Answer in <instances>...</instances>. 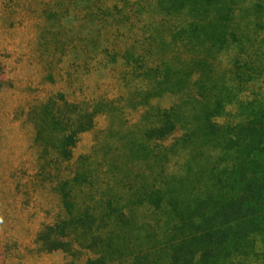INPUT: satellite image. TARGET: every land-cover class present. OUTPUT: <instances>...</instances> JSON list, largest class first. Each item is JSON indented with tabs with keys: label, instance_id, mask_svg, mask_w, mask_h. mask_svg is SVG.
I'll use <instances>...</instances> for the list:
<instances>
[{
	"label": "rangeland",
	"instance_id": "1",
	"mask_svg": "<svg viewBox=\"0 0 264 264\" xmlns=\"http://www.w3.org/2000/svg\"><path fill=\"white\" fill-rule=\"evenodd\" d=\"M95 1L0 0V264H86L99 254L104 264H129L144 252L150 264H165L159 244L173 224L171 208L167 199L156 209L140 197L159 183L179 203L193 198L191 181L201 173V163L192 164L173 137L167 140L171 151L158 157L140 149L139 131L147 124L142 109L135 108L141 89L154 79L152 72L143 73L141 58L149 65L166 61L173 70L186 59L170 39L169 27L184 24L187 14L168 15L152 1L132 0L123 16L112 9L120 0H97L100 12ZM235 1L236 25L243 31L257 12L245 6L264 9V0ZM261 28H253L247 49L228 42L218 50L217 66L228 67L244 51L252 61L264 54ZM57 93L90 103L98 114L93 127L78 135L71 160L56 161L52 151L44 168L36 132L42 104ZM157 93L161 96L150 100L152 106L174 103L170 92ZM257 93L264 97V70L237 99ZM226 111L217 121L237 122L247 110L235 101ZM65 180L75 207H88L97 216L93 234L98 238L79 233L67 238L71 248L47 250L37 238L67 218L59 188ZM256 245L264 250V237ZM260 258L238 261L261 264Z\"/></svg>",
	"mask_w": 264,
	"mask_h": 264
},
{
	"label": "trees",
	"instance_id": "2",
	"mask_svg": "<svg viewBox=\"0 0 264 264\" xmlns=\"http://www.w3.org/2000/svg\"><path fill=\"white\" fill-rule=\"evenodd\" d=\"M131 1L120 0L112 9L124 16L132 8ZM149 1L168 15L187 14L184 24L169 27L170 39L186 59L173 70L166 61L149 65L141 58L143 73L152 72L154 79L148 89H141L135 105L142 109L147 124L139 131L142 141L138 147L158 157L164 150L171 151L173 145L167 140L173 137V143L182 144L187 151L190 162L201 163L203 168L192 177L193 198L188 204L176 201L159 183H152L140 197L156 209L167 199L171 208L173 224L159 244L165 264H224L226 260L227 264H241L238 260L250 255L261 257L264 264V250L256 247L257 238L264 237V97L257 93L237 99L239 90L264 70V54L252 61L244 51L226 68L216 64L218 50L228 42L247 49L253 28L261 24L263 29L264 9L260 4L246 5L245 9L257 12L239 31L235 0ZM94 7L101 11L97 0ZM173 71L175 77L170 76ZM157 91L170 92L174 103L166 108L152 106L150 100L161 96ZM235 101L246 114L237 122L217 121ZM41 111L36 142L43 144L39 158L44 168L52 162V151L56 161H70L78 135L93 127L97 107L69 101L57 93L42 104ZM68 183L65 180L59 185L67 218L47 226L37 238L47 250L71 248L67 238L79 233L98 238L93 234L98 231L93 227L97 216L88 207H75ZM148 257L149 252L138 253L129 264H150ZM103 259L99 254L86 264H104Z\"/></svg>",
	"mask_w": 264,
	"mask_h": 264
}]
</instances>
